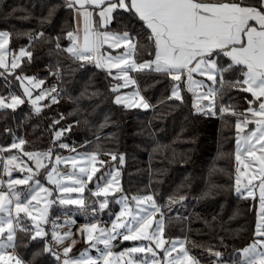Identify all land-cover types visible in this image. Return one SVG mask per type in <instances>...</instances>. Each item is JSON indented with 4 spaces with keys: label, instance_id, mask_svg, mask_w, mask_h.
Masks as SVG:
<instances>
[{
    "label": "trees",
    "instance_id": "obj_1",
    "mask_svg": "<svg viewBox=\"0 0 264 264\" xmlns=\"http://www.w3.org/2000/svg\"><path fill=\"white\" fill-rule=\"evenodd\" d=\"M73 11L67 0H0V31L9 33L8 56L22 48L32 54L31 59L21 57L14 70L0 68V96L22 97L19 76L43 81V89L54 88L51 95L56 98L55 103L49 98L42 102L39 112L27 101L14 111L0 110V148L22 139L25 151L51 150L53 156L96 154L104 162L102 169H120L121 196L153 197L163 218V237L184 240L198 264L235 260L255 238V201L236 193L234 162L236 123L250 116V93L228 83L220 88L218 83L213 110L195 112L191 93L182 83L145 68L135 72V80L149 108L118 105L112 74L90 61L74 59L56 46L57 42L61 49L69 45L67 32H75ZM106 29L138 37L137 62L154 59L149 55L153 48L146 35L149 30L134 13L116 10ZM213 59L225 67L230 63L222 54ZM223 78L231 82L242 79L241 66L223 73ZM176 84L182 100L172 97ZM222 107L228 111L221 112ZM56 132H61L58 138ZM89 189L83 194L86 207L70 206L73 210L68 211L74 212L76 222L89 218L88 204L97 202ZM176 214L183 218H171ZM21 225L32 230L28 223ZM31 234L16 231L15 248L23 264H62L44 252V242L32 240ZM112 244V249H119L127 242L115 239ZM215 252L220 257L213 256Z\"/></svg>",
    "mask_w": 264,
    "mask_h": 264
},
{
    "label": "snow or ice",
    "instance_id": "obj_2",
    "mask_svg": "<svg viewBox=\"0 0 264 264\" xmlns=\"http://www.w3.org/2000/svg\"><path fill=\"white\" fill-rule=\"evenodd\" d=\"M68 7L73 8L78 16L83 21V35L77 31L67 32L69 47L62 48L57 42V48L67 52L74 59L80 61H94L97 68H106L111 75V69L118 70L119 75L116 79L123 78L126 84L133 83L127 76L128 69L133 71L143 70L145 68L152 69L156 72H161L169 75L173 81H181L182 76H186L189 85V91H194L193 86L207 87V93L202 99L214 98L219 94V89L216 85L219 83L220 88H223L225 83L230 86L239 87L241 91L248 92L259 103V109L249 108L247 111L251 114L250 117L245 116L243 121H238L236 124L237 131H242V124L247 125L254 122L257 125L255 131L246 137L244 144V153L250 160L255 161L259 165L257 172L259 173V200L260 212L258 213V221L256 224V236L264 237V0H67ZM86 5H91L95 9H100L98 15L101 18V26H106L113 19V12L121 9L128 13H134L143 25L149 30L147 35L148 41L153 45L149 51V55L154 56L150 61L137 62L134 57L138 47V37H134L128 31L123 34H110L108 32H100L93 26V12ZM9 40V33L0 31V68L8 69V64L5 62L6 46ZM109 48H118L123 46L125 51L122 54L112 55L105 54L102 49L104 45ZM223 55L228 58L230 63L227 66H221L218 57ZM25 55L31 59V52H26L23 48L20 50L19 56H14L11 61V69L14 70L20 65L17 61ZM234 66H241L242 79L234 82L225 81L223 73L230 71ZM193 73L205 76L207 80L212 82L211 86L205 85L202 81L197 82L193 79ZM9 74H12L9 72ZM219 77V80H218ZM17 80L21 77L17 76ZM29 79V82L35 78L24 77ZM43 81H39L34 86L39 87ZM21 86L24 90V95L31 97V92L27 87ZM115 90V89H114ZM55 91V89H51ZM48 93L42 91L40 95L32 100L35 107L37 100H41ZM138 96L139 93H134ZM172 97L182 100L180 95V85L176 84L172 88ZM53 102L56 98L52 97ZM10 101V102H9ZM25 103L24 99L17 95L10 97L0 96V109H12L13 111L20 104ZM116 103H121V98L117 97ZM249 103H252L251 101ZM135 106L148 108L143 97H140ZM195 106V105H194ZM211 111L213 105L210 104ZM37 112L40 111L36 107ZM200 109L198 108V111ZM221 112L228 111L222 107ZM215 114L214 112L212 113ZM232 114H236L234 111ZM243 115V114H241ZM70 130V129H69ZM61 132H56L57 138ZM25 143L22 139L19 143L13 142L12 148H21ZM60 147L66 148L67 145L60 144ZM6 149L0 148V152ZM257 152L260 154L257 155ZM30 160L34 159L36 168H46L42 160L50 158L51 150L43 154L40 153H24ZM240 140H237V162H240ZM18 157L15 155L9 156L3 160V171L11 177L9 165H14L15 168H20V164H16ZM115 160L116 156L113 155ZM122 159V158H121ZM70 160L72 167L77 169L76 172H70L66 176H61L58 169L53 166L46 173V179L49 183L55 185V189L61 193H83L85 189V181L81 177L86 176L88 181L93 179V176L99 168L92 167L89 171V163L96 161V154H85L84 156L68 157L63 162ZM83 160L89 163H84L77 168V161ZM62 162L61 157H56V165ZM103 163V162H101ZM30 173L24 179H9L8 193H4L0 187V264H23V262L15 255H10L5 252L6 248H15L16 229L26 234L32 230L24 228L21 225L20 213H24L29 219L36 220L32 215L33 209L40 213L39 220H45L48 206L38 208L42 200H47V197L52 196L53 192L43 186L38 179L35 180V187L30 186L28 194L22 199L21 193L13 188V185L27 184L33 181L38 174L31 167H27ZM236 176V192L243 195L241 192V176L240 168H237ZM257 179L255 174L248 177L247 195L253 196L254 189L257 185L253 181ZM68 181V183H63ZM111 181L101 187L97 185V191L92 193L93 196H104L105 199L100 202V209L107 207V196L110 194ZM3 181H0V185ZM40 193L45 196L38 198ZM183 199V197H181ZM127 200V198H125ZM132 200L136 202V208L133 210L127 203L121 208L116 219L112 221L111 229L98 228L97 224H86L81 230V234H87L85 242L95 241L91 244L95 248L97 243L104 245V251L93 258L82 252L79 259L69 257L72 246L76 243L72 240L71 243L63 248V257L52 253L51 245L46 243L43 251L55 256L59 262L62 259V264H113L112 258L116 256L111 251V241L118 236H122L125 241H150L155 245V248L147 245L133 246L125 249L118 254L122 264H135L132 255L136 253H148L153 259L151 264H194L193 258L189 255L183 246V242L168 241L163 237L162 216L161 221L157 224L155 230L153 228V214L159 212L160 209L153 201L152 196H134ZM33 201L36 205H33ZM144 201H149L148 207H142ZM120 201H118L119 203ZM59 203L74 204L84 207V199L82 196L72 198L71 196H61ZM11 205L15 207L16 219L13 220V211ZM151 209V211L149 210ZM34 234L31 235L32 240L37 238L43 239L46 236L44 229L39 227V224H34ZM123 230V231H121ZM99 232L100 236H95V232ZM111 233V234H109ZM159 233V237L158 234ZM6 234V236H5ZM72 232H66L63 235H57L53 231V240L57 244H64L65 238H70ZM179 245V250L178 249ZM257 246L264 248V239H257L249 247H245L242 251L243 259L240 264H264V251H257ZM156 249L163 252V256H159ZM176 253L173 255V253ZM216 257H220L219 252L212 253ZM128 257L125 261L123 258ZM143 264H148L147 260ZM215 264H222L218 259Z\"/></svg>",
    "mask_w": 264,
    "mask_h": 264
},
{
    "label": "rangeland",
    "instance_id": "obj_3",
    "mask_svg": "<svg viewBox=\"0 0 264 264\" xmlns=\"http://www.w3.org/2000/svg\"><path fill=\"white\" fill-rule=\"evenodd\" d=\"M7 51V48L5 49V52ZM125 51V49H124ZM19 52H17L16 54L10 56L9 58L6 57V63L8 64V68H11V61L13 59L14 56H19ZM21 60V58H20ZM20 60L17 61V63H20ZM197 76V73H193V79ZM128 78L130 79V77L128 76ZM202 82L207 85V86H211L212 82L207 80V78L205 76H202ZM195 80V79H194ZM27 81V80H26ZM197 82H199V80H195ZM28 82V81H27ZM121 85H115V90L122 88L121 86H125L126 90L124 93H118L116 95V97L114 98V101L116 103V99L117 97L121 98V103H119V105L121 104L123 107L125 108H140L142 110H145L146 108L142 107V106H135L138 102V100L140 99L139 95L138 96H134V93H138L141 94L139 88L135 85L134 87L132 86V83L130 84H126L125 80L122 79L121 80ZM178 83H182V85L184 84V86H182L183 89H185L186 91L189 89V85L187 82V78L185 76V79L183 78L181 81H177ZM28 86H30L32 88V92L35 94L40 91V89H38L39 87H36L33 85V83H27ZM36 84V83H35ZM20 84L18 83V89H20V92L24 93V90H21L20 88ZM22 87V86H21ZM194 91H189V93L192 94V104H193V109L195 112H211L213 110V107L211 109V111L209 110V105L212 104L213 105V98H208V99H202L201 97L205 96L207 93V87H197V86H193ZM23 89V87H22ZM38 89V90H36ZM44 92L48 93L47 95H45L44 98H47V96L51 95V89L48 90H43ZM31 92V93H32ZM41 93V92H40ZM40 94L34 95L33 98H27L24 99V101H27L28 104H30L32 106V109L35 110L36 107H40L39 103L41 102V100H37V104L34 107L32 104V100H35ZM251 95V94H250ZM23 98L26 96H22ZM28 97V96H27ZM10 102V101H9ZM251 105L250 108L255 109L254 107V103L253 101H251ZM195 105V106H194ZM19 106V105H18ZM17 106V107H18ZM16 107V108H17ZM198 108L200 109L198 111ZM10 109V108H9ZM2 110V109H0ZM12 110V109H10ZM240 122L243 121L242 120H238ZM237 121V122H238ZM237 124V123H236ZM250 124L253 125V128H250ZM257 128L256 123L254 122H250L247 125H243L242 124V131H237L236 128V135H235V142H234V162H235V181H236V176H237V168H240V176H241V192L243 193V197H246L252 201H255V206H254V216H255V227H254V240L246 247H249L253 244V242L257 239H264V237H257L256 236V224L258 221V213L260 212V200H259V188H258V184H259V173L257 172V169L259 168V165L257 163H255V161L250 160L248 158V156L244 153V148L246 147V145L244 144V140L246 139V137L248 135H250L253 131H255ZM240 140V151H241V157H240V162H237L236 159V155H237V140ZM4 149H6L3 152H0V166H1V170H0V181H3V184L0 185V187H2V190L4 193H8V189H9V184L8 181L9 179H24L25 177H27L28 175H30V173L27 171V167H31L34 171H36L38 174L34 177L33 181H29V183L27 184H20V185H13V188L21 193V197L22 199L24 197L27 196L28 194V190L29 187H35V180L38 179L40 181V183L45 186L46 188H48L49 190H51L53 192L52 196L47 197V200H42V202L39 205H36V202L33 201V205H36V207L38 208H44L47 204L48 206V211L45 217V220L43 222H40L39 220V216L40 213L37 212L35 209H33L32 211V215L34 217H36V220H31L29 219L24 213H20V217L23 220H27L30 226L32 225V234H34V224H39V227H41L42 229H44V231L46 232V236L41 239V238H37V240H41L44 242V244L46 245V243L51 245V249H52V253H56L57 255H60L61 257H63V248L67 247L72 240H75L76 243L72 246L71 252L69 253V257L72 259H79L80 258V254L82 252H87V254L93 258L97 257L100 252L104 251V245L102 243H97L95 248L91 247V244L94 243L95 241H88L85 242V238L87 234L82 235L81 234V230L83 229V227L86 224L83 225H79L76 229H73V224L75 223H64V226H68L66 230H64L62 228V220L60 222H58L56 220V218H58L59 216L61 217H67L68 216V211H72L73 208L71 207H66V206H73L75 208H80V206L78 205H74V204H64L61 205L59 203V198L61 196H71L72 198H77L82 196L83 197V193H77V192H73V193H61L58 190L55 189V185L51 184L48 182V180L46 179V173L47 171H50L51 168L53 166H55L58 171L59 174L61 176H66L68 173L70 172H76L77 175H79L77 169H74L72 167V162L70 160H68L67 162H63L65 160V158L68 157H77V156H84L85 154H90V153H81V152H77V153H65L62 155H52L50 156V158H46L44 160H42V163L44 165H46V168H40L37 169L36 168V163L35 160L32 159L30 160L28 158V156L24 155V153H39V152H30V151H25L23 150L22 146L21 148H12V143L7 146V147H3ZM11 150L9 153H7V151ZM8 154V155H7ZM43 154V153H40ZM260 153L257 152V155H259ZM15 155L18 157L17 161L15 162L16 164H20L21 167L20 168H15L14 165H9V170L11 171V177H9L6 173H4L3 171V160L7 159L9 156ZM59 156L62 159V162L59 165H56V157ZM103 162L100 158L97 157L96 161H93L91 163H89L88 161H83V160H78L77 161V168L84 164V163H89V171L91 170L92 167H97L99 168V170L101 169L102 171L97 175L96 173L99 172L97 171L95 173V175L93 176V179L91 181L87 180L86 176L81 177V179H83L85 181V189L90 186L91 189L90 190V194L92 195V193L94 191H97V185L99 184L101 187L105 186L108 181H111V187H110V194L107 196V200H108V204L107 207L104 208L103 210L100 209V202H102L105 197L104 196H93L96 199V203L95 202H91L88 204L87 210L91 211L87 216H94L97 218V220L100 221H93L91 223H95L97 224L98 228H108L111 229L112 227V221L116 219V216L119 214L121 208L124 206L125 203H127L133 210H135L136 208V202L131 199H128L125 195L121 196L120 195V178H121V171L118 167H113L111 169H102L104 162ZM255 174L257 176V179L253 181L254 185H257V187L254 189V195L253 196H248L247 195V187H251V185H248V177ZM63 183H68V181H63ZM237 187V185H235V188ZM84 189V191H85ZM237 193V192H236ZM238 194V193H237ZM45 194L44 193H40L38 198H42L44 197ZM115 197L112 198V200L110 199V197ZM144 197V196H141ZM125 198H127V200H125ZM84 199V198H83ZM93 200V199H92ZM118 201H120L118 203ZM154 201V200H153ZM95 203V206L93 205ZM149 201H144V203L141 205L142 207H148L149 205ZM55 206L57 208V210L55 211L56 213V217H52V210L51 208ZM10 207H12V211H13V220L15 222L16 219V213H15V207L14 205H11ZM64 207V208H62ZM86 207V206H85ZM115 209V210H113ZM117 209V210H116ZM84 209L80 210L79 212L81 213ZM151 211V209H149ZM86 210L84 211L85 215ZM115 212V213H112ZM74 213V212H73ZM0 215H5L4 214H0ZM161 216L159 214V212H154L153 214V228L152 230H155L157 224L161 221ZM50 218V219H49ZM171 218L174 219H182L183 216L182 215H174ZM72 221L73 222V218H68V219H64L63 221ZM75 221V220H74ZM88 223V224H91ZM107 224V226L104 225ZM162 224H163V218H162ZM53 231H55L57 233V235H63L66 232L71 231L72 232V236L70 238H65V243L64 244H57L55 242V240H53ZM123 231V230H121ZM31 234V235H32ZM111 234V233H109ZM95 236H100V233L97 231L94 233ZM159 237V233L157 234ZM6 236V234H5ZM116 239H119L120 242H127V244L124 246V248H119V249H112V243H114V240L111 241V251L116 254V256H114L112 258L113 260V264H122V261L117 258L118 254L122 251H124L125 249L129 248V247H133V246H142V245H147V246H151L153 248H155V245L152 244L150 241H125L123 240L122 236H118ZM166 239V238H165ZM168 240V239H167ZM168 241H177V242H183V246L185 248V242L182 239H169ZM186 249V248H185ZM244 249V248H243ZM242 250H240L238 252V256L235 260H230V261H226V260H222L219 259L222 264H240V261L243 259L242 257ZM8 250H15L13 254L9 253ZM179 250V245H178V249ZM156 251L158 252L159 256H163V252L160 249H156ZM257 251H264V248H260L259 246H257ZM5 252L7 254L10 255H15L17 258L18 254L16 251V248H6ZM176 253L174 252L173 255H175ZM190 255V254H189ZM193 258L194 264H198L197 260L194 259V257L192 255H190ZM125 261L128 259V257H124L123 258ZM132 259L134 260L135 264H143V262L145 260H147L148 264H151V261L153 259V257L148 254V253H136L132 255ZM218 259L214 260L212 262V264H215V261H217ZM61 263H62V259H61ZM12 264H15V260L12 261Z\"/></svg>",
    "mask_w": 264,
    "mask_h": 264
},
{
    "label": "crops",
    "instance_id": "obj_4",
    "mask_svg": "<svg viewBox=\"0 0 264 264\" xmlns=\"http://www.w3.org/2000/svg\"><path fill=\"white\" fill-rule=\"evenodd\" d=\"M86 7L90 10V11H92L93 12V26L98 30V31H100V32H108V33H110V34H123V33H113V32H110V31H108L106 28L110 25V22L106 25V26H101V18H100V16L98 15V13H99V11H100V9H95V8H93L91 5H86ZM117 10H121V9H117ZM116 11V10H115ZM114 11V12H115ZM113 12V13H114ZM112 16H113V14H112ZM73 22H74V29H75V31H77V29H79L80 31H79V34L82 36L83 35V32H82V29H83V21H82V19L78 16V14H77V12L74 10L73 11ZM70 46V44L68 45V47ZM6 48H8V43H7V46H6ZM102 51L105 53V54H108V53H111L112 55H118V54H122L123 52H124V47L123 46H121V47H118V48H115V49H113V48H109L108 47V45L106 44V45H104V48L102 49ZM19 53H20V51H19ZM6 57H8L9 58V56H8V53H7V51H6V56H5V62H6ZM95 67H96V65H95V62L94 61H90ZM97 68V67H96ZM100 69H103V70H105V71H107V72H109V70L108 69H106V68H100ZM153 70H154V66H153V68H152ZM135 72L136 71H133V70H131V69H128V71H127V76H129L130 77V79L133 81V83L137 86V84H136V80H135ZM111 74H112V76L115 78L117 75H119V72H118V70L117 69H115V68H113V69H111ZM185 79V76H182L181 77V80L182 79ZM123 78H121V79H116L115 78V80H116V82L114 83V85L112 86V90L115 92V95H114V98L116 97V95L118 94V93H124L125 92V90H126V88H125V86H121L122 88H120V89H117V90H114L115 89V85L117 84V85H121V80H122ZM195 80H199V82H201L202 81V76L201 75H198L197 74V76L194 78ZM17 80V79H16ZM21 80L23 81V86L24 87H27L28 89H29V91L30 92H32L31 90H32V88L30 87V86H28V84L27 83H33V85H35V83H38V82H35V81H32V82H29V79H26V80H24V79H22L21 78ZM21 80H17V82L21 85ZM132 83V86L134 87L135 85ZM183 86H184V84H183ZM20 88H21V90H23L22 89V87L20 86ZM38 89H40V91L39 92H37L36 94H34L33 92L31 93V97H22L23 99H27V98H33L34 97V95H37V94H40V92H42L43 90H47V89H43V87H42V85L40 84L39 85V88ZM38 89H36V90H38ZM188 91V90H187ZM36 92V91H35ZM139 93V92H138ZM52 94V93H51ZM24 95V93L22 92V96ZM191 96H192V94H190ZM25 96V95H24ZM52 97H53V95H50V96H47V98H44L43 100H41V102L39 103V106L41 107L42 106V102H44L46 99H50V102L51 101H53L52 100ZM139 97H142V95L141 94H139ZM251 98H252V101H253V103H254V107H255V109L256 110H258L259 109V103L261 102V101H256L252 96H251ZM144 99V98H143ZM261 100L262 101H264V97H262L261 98ZM144 101L146 102V103H148L145 99H144ZM117 104V103H116ZM119 105V104H118ZM121 105V104H120ZM122 106V105H121ZM252 106V105H251ZM39 107V108H40ZM149 108V107H148ZM148 108H146V109H148ZM249 117L251 118V114L249 113ZM252 120H255V119H257V118H251ZM253 126H254V124L252 125V128H253ZM66 207H70V206H66ZM62 208H64V207H62ZM87 214H89V212L87 213ZM52 217H56V213L55 212H53L52 211V215H51ZM68 218H73V222L72 221H69V220H66V221H63L64 219H68ZM89 218H91V216H89ZM89 218H84V220L83 221H81V222H79L80 220H77V222L76 221H74L75 220V216H74V213L72 212L71 214H68V216L67 217H58V218H56V220L58 221V222H60L61 220H62V228L64 229V230H66L67 229V227L68 226H64V223H75V224H73L72 226L73 227H75V229L79 226V225H83V224H88V223H91V222H93L92 220H89ZM50 219V218H49ZM86 221V222H85ZM94 221H100V220H94ZM21 223H30V222H28L27 220H23V219H21ZM104 225L105 226H107V224H105L104 223ZM31 227H32V225H31ZM18 230V228L16 229V231ZM33 230V229H32ZM9 251V253H11V254H13L14 253V251L13 250H8Z\"/></svg>",
    "mask_w": 264,
    "mask_h": 264
},
{
    "label": "water",
    "instance_id": "obj_5",
    "mask_svg": "<svg viewBox=\"0 0 264 264\" xmlns=\"http://www.w3.org/2000/svg\"><path fill=\"white\" fill-rule=\"evenodd\" d=\"M250 128H252V125L250 124ZM213 256H215V255H213Z\"/></svg>",
    "mask_w": 264,
    "mask_h": 264
}]
</instances>
